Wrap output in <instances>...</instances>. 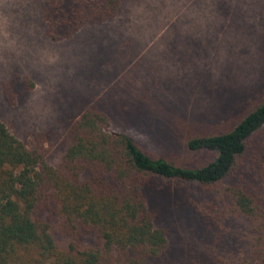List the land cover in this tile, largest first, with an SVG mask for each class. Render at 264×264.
I'll list each match as a JSON object with an SVG mask.
<instances>
[{
  "label": "rangeland",
  "instance_id": "1",
  "mask_svg": "<svg viewBox=\"0 0 264 264\" xmlns=\"http://www.w3.org/2000/svg\"><path fill=\"white\" fill-rule=\"evenodd\" d=\"M43 4L0 0V120L29 147L32 131H50L51 162L90 91L124 85L144 96L139 120L111 116L108 129L128 131L147 154L188 167L213 157L186 148L188 136L229 128L264 93V0H119L114 16L59 41L45 34ZM23 79L31 86L19 95ZM220 192L185 182L146 189L154 225L167 233L165 253L149 264H195L202 256L207 264L211 251L208 264L238 262L243 223L218 227L199 213Z\"/></svg>",
  "mask_w": 264,
  "mask_h": 264
},
{
  "label": "trees",
  "instance_id": "2",
  "mask_svg": "<svg viewBox=\"0 0 264 264\" xmlns=\"http://www.w3.org/2000/svg\"><path fill=\"white\" fill-rule=\"evenodd\" d=\"M118 6L119 0H44L45 34L67 40L114 16ZM23 82L19 95L31 86ZM115 88L81 97L54 162L50 131H32L29 147L0 120V264H149L165 253L167 233L154 225L146 189L171 182L221 187L218 203L205 201L199 213L218 227L241 221L236 264H264V93L229 128L188 136L186 148L213 153L188 167L147 154L128 131L108 129L111 116L139 120L146 102L124 85ZM55 233L67 241L59 245ZM85 237L92 241L81 243Z\"/></svg>",
  "mask_w": 264,
  "mask_h": 264
}]
</instances>
